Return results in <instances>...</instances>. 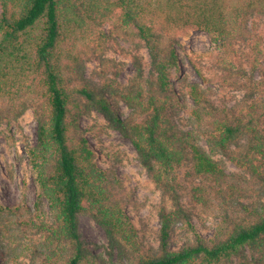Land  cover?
I'll return each instance as SVG.
<instances>
[{
	"label": "trees",
	"instance_id": "trees-1",
	"mask_svg": "<svg viewBox=\"0 0 264 264\" xmlns=\"http://www.w3.org/2000/svg\"><path fill=\"white\" fill-rule=\"evenodd\" d=\"M0 5V123L16 122L27 103L34 107L38 139L28 151L40 188L33 205L0 202V264H106L82 239L81 213L104 228L110 248L128 257L124 264H264V32L251 21L264 17V0ZM111 22L109 32L105 25ZM190 29L210 34V53L223 69L221 85L244 90L235 104L216 101L213 89L174 76L178 32ZM113 36L143 43L151 58L153 72L146 75L143 54L132 55L137 72L126 89L108 77L93 83L85 76V62L95 58L107 72ZM120 99L131 109L127 116L119 111ZM174 101L189 113L192 129L171 118ZM94 110L132 141L163 190L155 250L143 244L127 211L114 155L105 154L108 168L96 159L104 149L90 143V129L81 124ZM218 153L248 175L227 173L214 157ZM197 211L218 218L212 236L197 230ZM178 229L184 231L181 245L173 241Z\"/></svg>",
	"mask_w": 264,
	"mask_h": 264
},
{
	"label": "rangeland",
	"instance_id": "rangeland-1",
	"mask_svg": "<svg viewBox=\"0 0 264 264\" xmlns=\"http://www.w3.org/2000/svg\"><path fill=\"white\" fill-rule=\"evenodd\" d=\"M0 5V13H1ZM260 31L264 32V17L254 15ZM254 22V21H253ZM113 23L105 25L110 32ZM179 43L176 44L180 56V64L174 69V76L187 78L200 83L204 88L214 90V99L233 105L244 96V90L230 85H221L220 76L223 69L216 63L215 57L210 53L214 48L210 34L205 30L190 29L178 32ZM142 53L146 67V75L153 72L151 58L143 43H133L122 37L113 36L108 43L106 57L108 68L103 71L102 64L98 59L85 62V76L93 83H100L104 77L114 80L120 88L126 89L136 75V68L132 55ZM217 52V51H216ZM197 63V65L194 64ZM200 68L201 72L198 70ZM255 78H260L258 72ZM178 93L182 92L179 78L173 77ZM182 100L184 95L181 94ZM190 102L191 99L186 98ZM119 111L127 116L131 109L123 100H119ZM170 116L182 129H192L193 124L188 123L189 113L181 108L178 101L170 106ZM84 128L90 129L87 136L90 143L98 150L104 149L96 158L100 165L108 168L111 162L107 160L106 153L114 155L115 176L120 179L123 194L126 200L127 211L132 221L138 227L141 241L146 246L157 248V232L160 227V216L157 205L165 195L163 190L150 177L147 169L141 164L138 152L132 141L124 136L121 131L108 125L105 116L99 111L86 113L81 118ZM38 139V121L35 110L31 103L26 104L25 111L16 122L0 123V202L6 205L27 202L33 205L39 195V184L36 173L30 162L28 145H35ZM244 143V140L240 141ZM205 147L206 141L201 142ZM222 162L223 167L229 174L245 173L236 163L226 158L222 153L214 156ZM248 175V174H246ZM47 203V198H43ZM183 201L188 202L184 196ZM194 224L204 237L214 234L218 218L197 211L194 214ZM79 227L86 247L98 256L100 261L106 264H124L127 256L118 249H111L107 233L104 228L90 215L81 213ZM184 231L173 234L176 245L183 243ZM26 261H29L27 259Z\"/></svg>",
	"mask_w": 264,
	"mask_h": 264
}]
</instances>
